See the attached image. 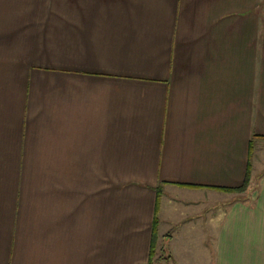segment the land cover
I'll return each mask as SVG.
<instances>
[{"label": "crops", "instance_id": "0c3cea01", "mask_svg": "<svg viewBox=\"0 0 264 264\" xmlns=\"http://www.w3.org/2000/svg\"><path fill=\"white\" fill-rule=\"evenodd\" d=\"M262 172L264 0H0V264H264Z\"/></svg>", "mask_w": 264, "mask_h": 264}, {"label": "trees", "instance_id": "16d2710c", "mask_svg": "<svg viewBox=\"0 0 264 264\" xmlns=\"http://www.w3.org/2000/svg\"><path fill=\"white\" fill-rule=\"evenodd\" d=\"M251 174H252V165H251V162L249 160L247 178H246L244 184L241 187H238V188H226V187H224V188H217V189L223 190V191H229V192H238V193L244 192L246 190V188H248V186L250 184ZM158 206H159V204L157 203L156 210H155V218H154V221H153V237H152V250H151L153 256H154V252H155L156 230H157V227H158V224H159Z\"/></svg>", "mask_w": 264, "mask_h": 264}, {"label": "rangeland", "instance_id": "374dc122", "mask_svg": "<svg viewBox=\"0 0 264 264\" xmlns=\"http://www.w3.org/2000/svg\"><path fill=\"white\" fill-rule=\"evenodd\" d=\"M263 176H264V172H262V173L260 174V177H263ZM260 181H261L260 178L257 179V181H255L254 187H255L256 190H258V189L260 188V184H261ZM252 188H253V187H252Z\"/></svg>", "mask_w": 264, "mask_h": 264}]
</instances>
